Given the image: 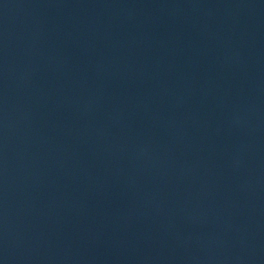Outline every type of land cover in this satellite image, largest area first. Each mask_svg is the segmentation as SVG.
<instances>
[{
  "label": "water",
  "instance_id": "1",
  "mask_svg": "<svg viewBox=\"0 0 264 264\" xmlns=\"http://www.w3.org/2000/svg\"><path fill=\"white\" fill-rule=\"evenodd\" d=\"M0 264H264V0H0Z\"/></svg>",
  "mask_w": 264,
  "mask_h": 264
}]
</instances>
